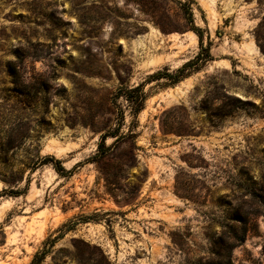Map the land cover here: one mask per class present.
Masks as SVG:
<instances>
[{
	"label": "rangeland",
	"instance_id": "obj_1",
	"mask_svg": "<svg viewBox=\"0 0 264 264\" xmlns=\"http://www.w3.org/2000/svg\"><path fill=\"white\" fill-rule=\"evenodd\" d=\"M257 195L264 0H0V264H264Z\"/></svg>",
	"mask_w": 264,
	"mask_h": 264
},
{
	"label": "trees",
	"instance_id": "obj_2",
	"mask_svg": "<svg viewBox=\"0 0 264 264\" xmlns=\"http://www.w3.org/2000/svg\"><path fill=\"white\" fill-rule=\"evenodd\" d=\"M183 6L187 18L190 21H192L193 13L191 6L186 3H184ZM192 28L201 38L202 37L201 29L195 26ZM209 59H212L210 48L202 47L201 51L197 54V56L194 59L184 63L181 67L176 69L175 72L169 73V72L157 71L150 75L151 78L150 81L155 79L168 78L171 81V83H177L181 81L183 78L189 76L193 70L199 69L200 65ZM145 85H146L145 83H140L133 87L122 86L119 87L118 90L113 95L112 99L114 101V104H116L118 108V124L116 125L113 131L107 132L102 135V138L98 145V153H97L98 156L100 157L105 156L112 149V146L123 136V135L118 136V134L124 123L125 115H124V110L121 107H118L117 98L123 97L129 103L132 115L134 116V118H137L140 111L144 108V104L147 97L144 91ZM130 135L133 136L134 133H130ZM109 136L116 137L115 141L111 145L106 144V138ZM50 162H53L54 168L61 175H66L72 171V170H67L62 165V161L60 159L55 158L54 156H46L43 160L39 162V164L40 165L48 164ZM252 194L255 195L256 193L253 192ZM257 196L259 197L260 204L264 206V197H262L261 195H257ZM241 241H239V243L237 244H240ZM45 256H46L45 250L37 252L33 257L31 264H40L44 260Z\"/></svg>",
	"mask_w": 264,
	"mask_h": 264
}]
</instances>
